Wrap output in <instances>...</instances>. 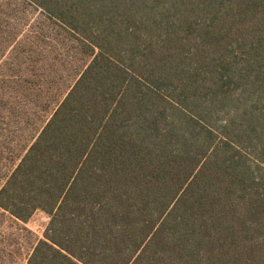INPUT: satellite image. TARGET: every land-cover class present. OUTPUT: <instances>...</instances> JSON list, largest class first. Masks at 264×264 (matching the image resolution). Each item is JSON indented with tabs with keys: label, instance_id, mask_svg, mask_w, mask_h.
<instances>
[{
	"label": "trees",
	"instance_id": "16d2710c",
	"mask_svg": "<svg viewBox=\"0 0 264 264\" xmlns=\"http://www.w3.org/2000/svg\"><path fill=\"white\" fill-rule=\"evenodd\" d=\"M25 1L0 215L50 220L22 264H264V0Z\"/></svg>",
	"mask_w": 264,
	"mask_h": 264
},
{
	"label": "rangeland",
	"instance_id": "374dc122",
	"mask_svg": "<svg viewBox=\"0 0 264 264\" xmlns=\"http://www.w3.org/2000/svg\"><path fill=\"white\" fill-rule=\"evenodd\" d=\"M40 12L33 9L25 0H0V31L8 25L10 32L15 30L19 39L28 33L30 22L40 20ZM70 70L69 74H72ZM65 77L70 76L66 73ZM40 124V120H36ZM19 148H17L18 150ZM8 161H4L1 169L8 168ZM49 216L42 211H37L27 223H17L8 215H0V247L5 250L3 257L0 256V264H21L34 243L44 238V233L49 224ZM16 232L17 235L13 236Z\"/></svg>",
	"mask_w": 264,
	"mask_h": 264
}]
</instances>
